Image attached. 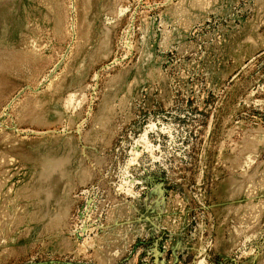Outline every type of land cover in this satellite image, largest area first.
Returning a JSON list of instances; mask_svg holds the SVG:
<instances>
[{"label": "rangeland", "instance_id": "rangeland-1", "mask_svg": "<svg viewBox=\"0 0 264 264\" xmlns=\"http://www.w3.org/2000/svg\"><path fill=\"white\" fill-rule=\"evenodd\" d=\"M0 264H264V0H0Z\"/></svg>", "mask_w": 264, "mask_h": 264}]
</instances>
